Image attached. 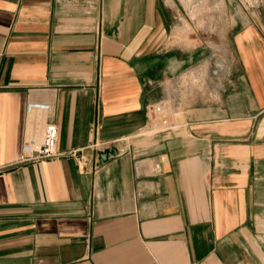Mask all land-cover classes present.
I'll return each mask as SVG.
<instances>
[{"label":"crops","instance_id":"crops-1","mask_svg":"<svg viewBox=\"0 0 264 264\" xmlns=\"http://www.w3.org/2000/svg\"><path fill=\"white\" fill-rule=\"evenodd\" d=\"M179 2L224 48L169 1L0 0V264H264V0ZM46 121L74 155L19 162Z\"/></svg>","mask_w":264,"mask_h":264},{"label":"built area","instance_id":"built-area-1","mask_svg":"<svg viewBox=\"0 0 264 264\" xmlns=\"http://www.w3.org/2000/svg\"><path fill=\"white\" fill-rule=\"evenodd\" d=\"M164 105L161 102L151 104L147 110L146 130L149 132H157L170 126L168 117L164 112ZM48 104L42 101L29 100L25 103V113L30 114L34 111H46ZM172 115H178L177 111L172 109ZM58 130L55 123L46 121L41 128V136L35 139L29 133H26L22 139L19 162H37L44 159L59 157L62 155H74L73 151L60 152L56 148ZM115 142H94L93 147L106 148ZM77 164L83 169L85 158L81 155L78 157Z\"/></svg>","mask_w":264,"mask_h":264},{"label":"rangeland","instance_id":"rangeland-1","mask_svg":"<svg viewBox=\"0 0 264 264\" xmlns=\"http://www.w3.org/2000/svg\"><path fill=\"white\" fill-rule=\"evenodd\" d=\"M164 1H169L171 2V4L173 5L174 8H176L178 10V16L181 19V23L184 25H180L179 27H177L179 30L181 29L180 32H172L174 35H176L178 42L183 41L182 43L184 45H191L192 43H198L200 42L201 45L205 46L208 45L210 49H222L224 48V43L222 41L223 37H224V33L222 32V27L221 26H208V25H203V26H199L196 24H193V22H196L192 19L190 20H185L184 18L189 17L187 13V11H189V8H185L183 5H181V3L179 2V0H162ZM193 3H191L192 7L195 6L196 4H198L196 1L197 0H191ZM201 1H204L203 4H201V6H204V8H206L209 4V6H217L218 3L222 2V0H198V2L200 3ZM247 0H223V2L227 3H234L237 5L240 4H247L250 5V3L246 2ZM255 1V0H254ZM205 4V5H204ZM180 8H183V10L181 11ZM204 11V10H203ZM204 14V20L208 19L210 17H214L215 19H220L222 17V13L221 10L219 11H215V14L213 15L212 12L210 14H208L206 11ZM192 22V23H191ZM187 25H186V24ZM195 39V42H192V38ZM175 43V41H174ZM206 47V46H205ZM146 133L147 134V130L146 128L142 129L140 131V133Z\"/></svg>","mask_w":264,"mask_h":264},{"label":"water","instance_id":"water-1","mask_svg":"<svg viewBox=\"0 0 264 264\" xmlns=\"http://www.w3.org/2000/svg\"><path fill=\"white\" fill-rule=\"evenodd\" d=\"M115 153L116 148L113 146L102 151H98L96 156L97 164L101 165L104 161H106L110 156H113Z\"/></svg>","mask_w":264,"mask_h":264},{"label":"bare ground","instance_id":"bare-ground-1","mask_svg":"<svg viewBox=\"0 0 264 264\" xmlns=\"http://www.w3.org/2000/svg\"><path fill=\"white\" fill-rule=\"evenodd\" d=\"M182 2H183V4L185 5V6H190L191 5V0H182ZM186 8V7H185ZM190 14H191V12H190Z\"/></svg>","mask_w":264,"mask_h":264}]
</instances>
